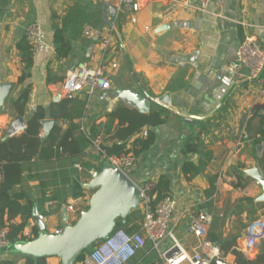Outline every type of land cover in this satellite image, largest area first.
I'll return each mask as SVG.
<instances>
[{
  "label": "crops",
  "instance_id": "0c3cea01",
  "mask_svg": "<svg viewBox=\"0 0 264 264\" xmlns=\"http://www.w3.org/2000/svg\"><path fill=\"white\" fill-rule=\"evenodd\" d=\"M179 1L194 4L199 0H138L140 10L135 14L119 10L118 0H0V84L11 85L0 105V141L17 117L10 109V102L23 88L18 84L23 64L17 44L24 38L26 27L33 23L42 28L43 45L33 57L25 83L31 87L26 117L42 107L46 110L43 120L54 122L47 135L41 127L40 138L45 142L39 154L23 165L22 181L13 190L23 194L20 204L23 208L29 207L31 212L22 233L25 239L34 240L41 234L32 220L34 211L43 217L41 224L45 233L53 235L55 230H63L64 223L75 224L95 193L85 188L93 175L90 172L95 171L85 173L84 169H76L79 161L58 154L55 145L46 141L53 128L65 130L68 125L59 115L49 116L53 105L62 104L67 113L77 118L74 123L80 124L82 132L94 129L95 139L100 138L101 145L109 147L120 143L112 139L118 121L111 122L110 114L119 108L136 109L117 93L120 89L147 97L149 109L145 114L150 110L166 111L164 123L152 129L153 145L136 157L129 178L138 188L147 183L155 185L161 177L169 180V190L177 202L170 223L176 242L188 254L199 247L208 253L212 247L219 249L224 241L235 237L233 250L250 260L259 253L262 243L250 255L244 253L248 228L257 221L264 225V202L257 201L262 188L245 172L257 166L264 177V159H261L264 146L255 145L249 139L259 121H252L251 131L246 130V124L253 106L264 104V72L259 80L247 82L229 72L228 66L245 36L254 38L264 49V0H226L222 10L224 18L215 16L214 4L208 7V13L201 14L194 9H183ZM75 4H80L87 15H98L96 26L85 24L83 30L91 27L104 35L112 27L115 44L111 56L117 67L108 70L109 91L89 96L83 90L68 99L57 90L65 72L81 61L94 63L99 56L96 43L84 38L82 30L81 37L89 44L82 47L80 42L74 43L73 56L63 61L55 59L54 25H60L62 17ZM109 6L115 8L114 16L109 14ZM82 55L85 60H81ZM48 72L51 82L46 81ZM165 96L169 98L168 106L160 104ZM56 97L58 102H54ZM83 102L86 105L80 111ZM180 114L210 117L191 125ZM136 138L145 137L136 134L127 148H131ZM187 144L196 145L198 151L184 154ZM88 152L94 154L91 146ZM187 164L194 170L184 172ZM76 182L81 186L83 197L73 199V193L79 191L74 187ZM69 205L77 209L75 214L66 210ZM64 209L66 215H63ZM132 212L135 216H130L123 228L128 233L140 231L142 222L140 205L127 216ZM200 215L209 218L207 233L202 239L193 232ZM21 222L22 217L18 216L11 223ZM203 242L208 245L203 246ZM171 245L165 239L159 252H155L147 242L126 264H164L160 254ZM220 255L219 260L235 264L230 252L226 255L220 252ZM27 257L30 255L13 247L11 251L0 252V263L13 260L16 264H25ZM46 264L62 262L59 257H47Z\"/></svg>",
  "mask_w": 264,
  "mask_h": 264
},
{
  "label": "trees",
  "instance_id": "16d2710c",
  "mask_svg": "<svg viewBox=\"0 0 264 264\" xmlns=\"http://www.w3.org/2000/svg\"><path fill=\"white\" fill-rule=\"evenodd\" d=\"M98 21V15H87L80 4L73 5L62 17L60 25H54L52 46L55 59L57 61H63L73 56L72 49L74 43L80 42L82 47L88 45V41L81 37L83 26L85 24H94L96 26ZM17 50L21 54V62L23 64V71L18 79V84L22 85L23 88L19 96L10 102V109L14 116L25 119V128L20 134L13 135L5 141H0V228L7 227L8 229L6 238L12 244L8 251L13 250L15 244L19 242L32 241L22 236L28 220L31 218L30 208H23L21 206L20 200L23 199V194L14 193L13 190L22 181L23 165L30 163L39 154L41 146L45 142L40 138V122L45 119L46 110L38 107L32 116L26 117L31 87L25 83L30 76L29 73L33 66L34 56L29 50L25 36L17 44ZM81 60H85L83 55L81 56ZM49 73L47 75V82L53 81ZM85 105L84 102L81 103L80 111L84 109ZM251 112L252 116L247 121L246 130L251 131L253 120L257 119L259 123L255 129V134L249 139H253L252 141L255 145L264 146V104L253 106ZM165 114L166 111L164 109H160L159 111L150 110L147 114H141L137 110L129 108L117 109L109 117L111 122L114 120L118 121V126L112 139L120 143L113 144L109 147L102 146V149L107 156H120L122 154L132 153L135 157H138L153 145L155 135L152 129L164 123ZM58 115L60 119L67 121V128L65 130L60 127L53 128L46 141L55 145L58 154L66 155L71 160L79 161V166L81 169H84L85 173L92 169L95 172H100L104 165L103 161H101L99 155L88 152L91 141L96 137L94 129L88 133L82 132L80 124L74 123L77 118L73 117L71 113H67L62 107V104L59 103L53 105L49 116L56 118ZM81 115H79L78 119L81 118ZM143 128H146L148 131L147 137L136 138L132 142L131 148H127L129 141L136 134L140 133ZM197 151L198 147L196 145L187 144L184 154H194ZM261 159H264V155ZM189 170H194L193 166L185 165L183 171L188 172ZM74 187L79 191L73 193V199L83 197L80 184L76 182ZM169 187V180L166 177H161L154 185L153 190L148 192V196L150 197L149 207L151 210H154L157 204L170 193ZM87 208H84L85 211ZM134 214L132 212L129 216L125 217V224H122L119 220L115 230L124 228L129 223L130 216H135ZM18 216L22 217V222L20 224L11 223ZM5 218L6 220H4ZM33 231L36 232V228ZM36 237L37 234L35 235ZM211 241L214 242L213 240ZM235 245L236 238H229L221 244L219 251L223 255H226L228 252L233 254L235 264H264V237L259 253L252 260L247 259L245 256L233 250L232 248ZM87 253L88 250L80 254L74 261V264H84ZM0 264H16V262L6 260ZM25 264H46V258L30 256L26 258ZM211 264H215V260Z\"/></svg>",
  "mask_w": 264,
  "mask_h": 264
},
{
  "label": "built area",
  "instance_id": "2783aa9c",
  "mask_svg": "<svg viewBox=\"0 0 264 264\" xmlns=\"http://www.w3.org/2000/svg\"><path fill=\"white\" fill-rule=\"evenodd\" d=\"M118 3L119 10L126 14H135L140 10L138 0H118ZM177 3L185 10L194 9L201 14L208 13V7L214 4L217 7L215 16L224 18L222 10L226 0H199L194 4L187 1ZM111 28L104 35L99 34L91 27H86L83 30L84 38L96 43L99 56L94 63L81 61L67 70L64 79L57 85L60 95H73L85 90L91 96L97 92H107L111 89L108 70H114L117 67L116 60L111 56L115 44V35ZM25 39L34 56L43 45L42 28L36 23L28 25L25 29ZM228 70L240 80L247 82L259 80L264 72V49L257 44L254 38L245 36L236 51L233 62L229 64ZM140 134L142 137H146V129L141 130ZM91 149L94 154L100 156L104 164L114 167L129 178V173L136 161V157L132 153L107 156L102 149L100 138L91 141ZM75 168L81 169L79 165H75ZM153 188L154 183H147L139 188L142 211L140 231L128 233L123 228L114 230L106 239L93 245L85 257L84 264H126L139 250L144 248L147 242L153 251L159 252L160 245L165 239H169L172 245L165 253L160 254L164 264H211L220 258V251L217 247H212L208 253L200 251L199 247L188 254L176 242L173 232L170 230L171 219L177 204L176 199L170 192L157 204L154 210H151L148 192ZM66 210L73 214L77 212V209L72 205H69ZM37 220L41 222L43 217L37 216ZM208 223L207 216L200 215L197 218L193 226V232L197 238H205ZM62 231V229L55 230L53 235H59ZM7 232V227L0 228V252H5L12 246L6 238ZM263 236L264 225L262 222L257 221L248 228L244 246L245 255L253 253ZM202 245L207 246L208 243L203 242Z\"/></svg>",
  "mask_w": 264,
  "mask_h": 264
},
{
  "label": "water",
  "instance_id": "95a60500",
  "mask_svg": "<svg viewBox=\"0 0 264 264\" xmlns=\"http://www.w3.org/2000/svg\"><path fill=\"white\" fill-rule=\"evenodd\" d=\"M109 14L115 15V8L108 7ZM92 46L90 47V50ZM11 85L0 84V105L2 104ZM117 93L123 96L127 102L132 104L139 113L145 114L149 109V99L140 94L126 90H117ZM70 99L71 95H66ZM59 99L54 98V102ZM162 106L169 105V98H162ZM35 109L33 108V111ZM214 113V112H213ZM212 113V114H213ZM181 115V114H180ZM187 124L197 125L199 122L205 121L210 115L205 117H196L190 115H181ZM44 134H48L54 126L52 120H42L40 122ZM25 122L21 117H16L12 122L9 131L2 139L5 141L8 137L24 130ZM246 175L255 180L261 186L262 195L258 198V202H264V177L261 175L257 166L251 170H247ZM87 189L95 190L91 196L88 208L81 213L78 221L68 226L64 223V228L59 235H49L45 233V227L37 220L36 211L32 214V220L38 227L41 234L34 240L26 244L14 246L15 249L22 251L33 257H59L62 264H74L76 258L84 251L88 250L97 242L106 239L116 227L120 220L125 224V217L131 212L139 208L140 190L125 174L112 166L104 164L100 172L92 175L89 184L85 185ZM66 215V210H63ZM65 218V217H64ZM65 222V220H64ZM262 240L259 241L257 249L259 250ZM215 264H226L222 260H216Z\"/></svg>",
  "mask_w": 264,
  "mask_h": 264
},
{
  "label": "rangeland",
  "instance_id": "374dc122",
  "mask_svg": "<svg viewBox=\"0 0 264 264\" xmlns=\"http://www.w3.org/2000/svg\"><path fill=\"white\" fill-rule=\"evenodd\" d=\"M92 192H95V190H92Z\"/></svg>",
  "mask_w": 264,
  "mask_h": 264
}]
</instances>
